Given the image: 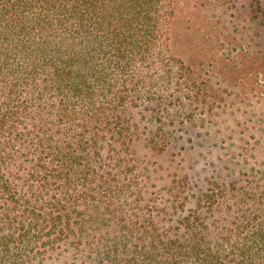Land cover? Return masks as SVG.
Wrapping results in <instances>:
<instances>
[{"label": "trees", "instance_id": "16d2710c", "mask_svg": "<svg viewBox=\"0 0 264 264\" xmlns=\"http://www.w3.org/2000/svg\"><path fill=\"white\" fill-rule=\"evenodd\" d=\"M175 2L0 0V264H264V162L137 155L169 154L195 85L167 53Z\"/></svg>", "mask_w": 264, "mask_h": 264}, {"label": "rangeland", "instance_id": "374dc122", "mask_svg": "<svg viewBox=\"0 0 264 264\" xmlns=\"http://www.w3.org/2000/svg\"><path fill=\"white\" fill-rule=\"evenodd\" d=\"M167 48L195 85L192 92L181 87L180 104L168 110L177 113L164 127L174 137L169 154L156 155L141 142L137 155L192 176L200 170L218 175L224 167L237 175L246 170L244 157L264 162V0H176ZM148 119L146 113L143 125ZM166 183L157 181L156 189ZM36 264L80 263L53 256Z\"/></svg>", "mask_w": 264, "mask_h": 264}]
</instances>
